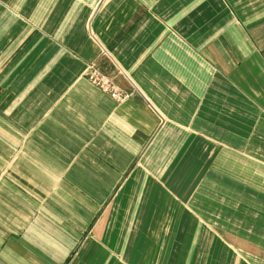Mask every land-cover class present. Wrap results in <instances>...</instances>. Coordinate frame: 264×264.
Masks as SVG:
<instances>
[{
	"label": "crops",
	"instance_id": "obj_1",
	"mask_svg": "<svg viewBox=\"0 0 264 264\" xmlns=\"http://www.w3.org/2000/svg\"><path fill=\"white\" fill-rule=\"evenodd\" d=\"M173 229L264 264V0H0V264L171 260Z\"/></svg>",
	"mask_w": 264,
	"mask_h": 264
},
{
	"label": "rangeland",
	"instance_id": "obj_2",
	"mask_svg": "<svg viewBox=\"0 0 264 264\" xmlns=\"http://www.w3.org/2000/svg\"><path fill=\"white\" fill-rule=\"evenodd\" d=\"M177 233V229H173L172 235L174 236V243L171 245L172 250L170 251V253H172V259L164 260L163 256L167 246L165 244H158L156 250L153 252L154 259L148 260L146 264H185L186 262H181L180 259H178L180 258L182 248L185 249V251L188 249L190 253L194 255L193 260L188 262V264H253L251 260H248L245 255L238 251L231 250L222 244H213V239L211 238L213 235L209 233L208 230L203 232L205 236L204 244L199 243L190 246L188 244L186 246L178 243L182 240L181 238H177L178 242H176L175 237ZM190 233H192V231ZM189 239H192L190 235Z\"/></svg>",
	"mask_w": 264,
	"mask_h": 264
},
{
	"label": "built area",
	"instance_id": "obj_3",
	"mask_svg": "<svg viewBox=\"0 0 264 264\" xmlns=\"http://www.w3.org/2000/svg\"><path fill=\"white\" fill-rule=\"evenodd\" d=\"M87 73L90 82L94 86L98 87L103 92L108 93L109 96L117 102H122L128 97L126 94L117 90L106 77L94 70L93 67H89Z\"/></svg>",
	"mask_w": 264,
	"mask_h": 264
}]
</instances>
